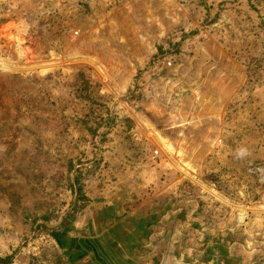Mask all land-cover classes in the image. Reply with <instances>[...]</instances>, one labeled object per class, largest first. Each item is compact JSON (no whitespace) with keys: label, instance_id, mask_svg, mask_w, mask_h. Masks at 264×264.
<instances>
[{"label":"rangeland","instance_id":"rangeland-1","mask_svg":"<svg viewBox=\"0 0 264 264\" xmlns=\"http://www.w3.org/2000/svg\"><path fill=\"white\" fill-rule=\"evenodd\" d=\"M0 257L264 264V0H0Z\"/></svg>","mask_w":264,"mask_h":264},{"label":"trees","instance_id":"trees-1","mask_svg":"<svg viewBox=\"0 0 264 264\" xmlns=\"http://www.w3.org/2000/svg\"><path fill=\"white\" fill-rule=\"evenodd\" d=\"M85 259H86V262L90 259L87 255H85ZM8 260L9 258L8 257H5V258H1L0 257V264H8ZM89 262V261H88ZM87 262V263H88ZM76 263V262H75ZM85 263V262H84ZM76 264H83V263H76Z\"/></svg>","mask_w":264,"mask_h":264}]
</instances>
